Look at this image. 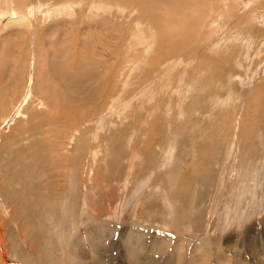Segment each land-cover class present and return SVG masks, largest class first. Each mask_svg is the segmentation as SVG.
I'll return each mask as SVG.
<instances>
[{
  "label": "rangeland",
  "instance_id": "374dc122",
  "mask_svg": "<svg viewBox=\"0 0 264 264\" xmlns=\"http://www.w3.org/2000/svg\"><path fill=\"white\" fill-rule=\"evenodd\" d=\"M39 1L20 9L29 19L20 25L14 23L13 12L0 10V264H115V261L124 264L120 263L124 256L120 254V244L122 249L123 246L119 238L134 231L149 250L143 255V251L141 254L135 248L132 264H181L182 260L185 264H264V24H257L260 32L255 33L254 43L251 41L250 45L233 37L228 39L232 41L228 45V41L214 43L221 46L210 54L220 62L219 66L216 62L218 67L214 71L230 74L211 80L212 89H207L209 76L199 73L198 59L192 67L189 60L184 63L186 68H198L192 72L196 87L206 83L199 97L201 105L206 102L205 94L212 91L215 98H209L208 105L216 107L212 113L196 110L177 114V119L184 117L178 120L180 123H191L188 135L179 137L185 141L187 135L185 143L168 139L172 135L168 131L174 127L170 126L169 116L165 117L166 124L154 125L155 130L157 126L164 129V136L158 129L153 136L148 130L144 132L142 129L153 121L151 112L140 118L138 126L127 121L121 126H103L96 146L91 138L99 131L94 123L88 122L92 117H110L108 110L101 112L108 103L107 97H102L103 107L96 114L88 108L93 105L94 109L98 102L87 103L86 99V96L98 95L101 88L98 86L102 81L99 80L102 69L99 52L111 53L106 52L108 45H113L111 50L121 48L126 52L120 57L122 70L127 52H132V48L143 50L134 40L133 16L141 18L145 13L140 4L128 0ZM210 1L201 5L200 11L220 14L215 6L220 0ZM258 2L254 3L253 7L257 8L254 13L259 12L258 4L261 6L263 0ZM4 3L8 6V0ZM94 3L104 8H95ZM61 6L69 13L52 12ZM198 6V0L182 4L163 0L150 10L154 18L162 16L161 19L168 11L175 22L180 15ZM244 13L243 10L239 15L244 16L251 30L256 26L251 23L252 13ZM142 23L147 26V22ZM161 23L165 24L162 20ZM227 26L221 29L225 35L229 29L235 33L234 21L227 22ZM144 30L150 39L154 35L157 40L160 29H154V34L147 28ZM214 36L224 37L222 33ZM211 45L208 42L205 47ZM91 52L93 58L86 55ZM227 54L230 55L226 60L218 59L219 55ZM144 56L146 63L149 56L146 53ZM73 61L75 78L70 73ZM14 63H21L22 67L15 78L9 79ZM154 70L157 72L159 68ZM124 71L127 74L120 88V99L136 104L130 105L128 114L135 120L134 109L145 107L138 104L139 97L132 99L129 80L142 78V70L136 66ZM175 77L171 86L179 82ZM182 83L185 85L183 79ZM117 86L116 82L114 88ZM149 86L160 94L157 83L149 81ZM109 89H113L112 84ZM189 91L187 96L191 98L199 93L192 88ZM171 93L177 98V87ZM143 99L145 102L146 98ZM193 100L183 96L181 105L190 108L197 104ZM223 110H229L228 117L215 116ZM244 115L250 129L246 140L239 133ZM205 119L214 123L219 119V126L215 128H225V133H215L214 138L217 136L221 143L217 144L212 163L207 165L199 153L192 151L201 144L196 137L199 127L194 122L200 121L201 128L206 129L209 122L204 123ZM130 125L132 128H128ZM133 128L138 130L131 135ZM124 131L127 133L121 134ZM133 145L138 149L136 154H133ZM92 146L98 147V158L94 157ZM173 147L177 148L173 155L175 161L171 166L164 165L166 150ZM195 167L198 174L193 177L189 170ZM187 173L192 178L185 177ZM211 173L212 179L208 176ZM175 179L199 187L183 190L173 184ZM200 179L203 180L200 182ZM143 227L171 230L176 233L179 244L184 242L183 238L188 242L193 239V247L187 248L183 257L181 254L182 260L176 255L160 259L153 255L154 251L162 245L168 251L166 240L170 236L151 235ZM148 239L150 244L146 246ZM197 242H202L203 247L195 249Z\"/></svg>",
  "mask_w": 264,
  "mask_h": 264
},
{
  "label": "bare ground",
  "instance_id": "6f19581e",
  "mask_svg": "<svg viewBox=\"0 0 264 264\" xmlns=\"http://www.w3.org/2000/svg\"><path fill=\"white\" fill-rule=\"evenodd\" d=\"M5 1L6 0H0V10L6 9L7 11L13 12L14 23L16 25H20L21 23L25 22L26 20H29L28 16L23 15L25 13H23L20 9L27 8V7L31 6L32 4L36 3V0H8V6H6L4 3ZM161 1H163V0H128V2H135V3L140 4V7L142 8L143 12L145 13V16L141 17V18L138 15L136 16V14H134V16H133V18H135V21H134L135 26L134 27L136 30V36H135L134 40L136 42V45L142 47L143 50L142 51H135V49L132 48L133 49L132 52H127V60H126L125 65H124L122 70H120V57L122 54H125L126 52H122L121 48H119V50L118 49L115 50V48L111 50L113 45L112 46L108 45V47H106V52L111 51V53H104L105 50L99 52L100 56H99L98 60H99L100 64L102 65L99 80H102V81L99 82L98 86H100L101 88H98V91H97L98 95L86 96V99H87V103H92L93 101H96V104H97V102H98V105H96V106L94 105L95 106L94 109L91 108L93 105L90 108H88V109H90L89 112L96 114L99 107L102 106V103H103L102 97H107L108 103H107L106 107L103 108V111H101V112L105 113L106 110H108L107 114H110V117H109V119H107L103 116L99 117V119L92 117L91 120L88 122L90 124L94 123V125L97 126V129L99 131L96 133V135H94V137L91 138L92 143L94 144V142H95L94 145H96V146H97V144H99V141H98V139L100 138L99 135L104 130L103 126H105V125H107V126H110V125L121 126L126 121L131 125L133 123H135V125L138 126V124L140 122V118H142V116H144L145 114H150L151 112H153L152 113V120L153 121L151 123H149L148 126H145L142 129L144 132H146V130H148L147 132H149V135L153 136V134L155 132H157V129H158L160 132H162V134L164 136V134H165L164 129L162 127L157 126V128L155 130L154 125L166 124L167 121L165 120V117L169 116L170 120H171L170 126H174V127L171 131H168V134L170 132H172V135L171 136L169 135L168 139L173 140L175 142L185 143L187 140V135L191 130V127H190L191 123L189 121L180 123V121H178V120L183 119L184 117L182 116L183 118L181 117L180 119H177L178 118L177 114L182 115V114H185L188 112H190V113L195 112L196 110L197 111L205 110L207 113H209V112L212 113V111L215 112L214 110H216V107L214 105H211V104L208 105V99L209 98H215V95L213 94V92L209 91L207 95L205 94V99L204 98H202V99H204L206 102L202 105L200 103L201 100L199 101L200 93H202L203 90L205 89L206 83H207V89L208 88L212 89V87L210 86V84L212 83L211 80L215 81V79H222V78H225L226 76H228L230 74L229 71H223V70L214 71L220 65V62L218 60L214 59L213 57H211L210 54H213V50L217 51L218 47H221V46H218V44H214V43L220 41V43L223 42L226 44V41H228L227 42V45H228L229 43L232 42V41H229L228 39L232 40V37H233V39L239 40L240 42H249V45H250L251 41L254 43L255 33L260 32V29L258 26L259 23L264 24V15L263 14L260 15L262 12L264 13V0L261 4L263 9L258 4L259 12H256V13H254V12L257 10V8L253 7V6H255L254 3L258 2V0H220L218 3L215 4V6L218 7L220 14L219 13H210L209 11L201 12L200 11L201 5H205L206 1H208V0H198L199 6L197 9H193L192 11H188L186 14H183V16L180 15L178 20L175 22H173L175 19H173L169 16L168 11L164 12L163 19H161L162 16H160V17L156 16L155 18L152 16V11L150 10L151 7H154L155 5L158 4V2H161ZM168 1H171L174 4H182V3H190L191 1H194V0H168ZM38 2H40V1L37 0V3ZM210 2H212V0ZM250 3H252L253 5L251 6ZM93 6H95V8H97L96 6H101V5L94 3ZM211 7H213V6H211ZM103 8L104 7L101 6V9H103ZM260 9H261V11L262 10L263 11L261 12ZM96 10L98 11L99 9H96ZM125 10L126 9H121V11H125ZM243 10L245 11L244 15L248 14L249 12L250 13L248 15H250L252 13L251 23L252 24L256 23L255 24L256 26L254 28H252L251 30H248L249 27H248V24L245 22L246 19H244V16L239 15V12H241ZM247 10H248V12H246ZM52 12L56 13L57 15H59L60 13H63V14L69 13V11L64 7H62L61 9H57L56 12H55V10H53ZM231 16H233V18H231ZM239 17H240V19H239ZM161 20H162V22L164 21V23H165L164 25H162ZM230 20L234 21V23L236 24V27H235L236 30L234 33L233 29H229L225 35L224 30H221V29L223 27L227 26V22L229 23ZM237 20L240 22H237ZM142 21L147 22V26H144ZM167 24L170 26L168 27ZM215 26H217V27H215ZM145 28L149 29V31L152 34H154V32H153L154 29H160V31L158 30L159 34L156 38L157 40H155L154 35H152V37L150 39L149 36L145 33V30H144ZM161 28H162V30H161ZM217 33H222L224 35V37L214 36ZM175 39H178V40L174 41ZM263 40H261V41H263ZM208 42H211L213 45L206 48L205 45ZM233 43H237V42H233ZM117 46L119 47V45H117ZM245 46H246V44H245ZM145 53L149 56V60L146 63L144 62V60L147 59V57L144 56ZM80 54H81V52H80ZM91 54H92V52H91ZM91 54L89 53L86 55H89L90 57L92 56V58H93V54L92 55ZM229 55L230 54H227L225 56L219 55L218 59L226 60L229 57ZM84 58H87V57H84ZM142 58H143V61H142ZM239 58L236 62L237 65L240 63ZM196 59H198V62H199L198 67L201 66L199 69L197 67L193 68V69H189L188 67L186 68V66H184V63L186 62V60H189L190 61L189 66L192 67L193 61H195ZM85 60H84V62H85ZM216 62H219L218 66L216 65ZM78 63H80V62H78ZM92 63H94V62H92ZM20 64L21 63H14V66L13 65H12L13 67L11 66L13 68L12 72L10 74L7 73L9 79L15 78L17 76V74L20 71L19 67L20 68L22 67ZM117 64H119L118 67H117ZM75 65H76L75 61H73L72 65L70 67V73L72 72V74L74 75L73 78H75V71H76ZM182 65H183L184 69H182L183 68ZM92 66H93V64L91 65L90 68H92ZM136 66H139V68L142 70L141 74L143 75V77L142 78L133 77L131 79V81L129 80V82H131V85H132V89H131V93L133 94L132 99L135 97H139L140 99H139L138 104L144 105L145 109L140 108V110H138L136 107L133 111L135 120H132V118L128 115L130 113L129 109H130V105L135 106L136 104H132L131 103L132 100L131 101L130 100L122 101V99H120V95H121L120 88H122V85H124V79L126 78L125 75L127 74L126 71H124V70H126L127 68L135 69ZM156 68H159V71L156 72L154 70ZM77 69L80 70L79 67ZM197 69L200 71V72L198 71L199 73L204 72L207 74V77L209 76L208 82H206L204 85L200 86L201 88H198L195 86L196 85L195 80H194L195 76H192L193 75L192 72L195 73V71ZM121 71H124V73H122ZM155 73H156V76H155ZM77 74H79V73H77ZM88 74L89 73H87L86 76H88ZM77 76H79V75H77ZM82 76H83V74H82ZM175 76H177L179 82H177L173 86H171V80H176ZM182 79L185 82V85H182L183 84ZM92 80L95 81V77H93ZM96 81H97V79H96ZM149 81L155 82L160 86V90H159L160 94H158L157 92L155 93V90L153 89L155 87L151 86V88H150ZM116 82L118 84L117 89L114 88V85ZM76 83H75V85H77ZM111 84L113 86L112 90L109 89ZM77 86H79V84ZM176 87H177V92L179 93V95L177 93L178 96L175 95L177 98H173L172 94H174V93L170 94V92L172 89H174ZM191 88L196 89V91H199L198 95L195 97L193 96L192 98L187 96L190 93L189 90ZM262 88L264 90V85ZM146 91H148V92H146ZM168 91H170V92H168ZM187 92H189V93H187ZM175 94H176V92H175ZM158 95H160V96H158ZM183 96L185 99L186 98H190L192 100L194 99L193 102L195 101V102H197V104H194V106H189L190 108H187V109L184 108L183 105H181V101L183 99ZM144 97L146 98L145 102L143 99ZM229 97L230 96L228 94L227 98H229ZM155 99H156V101H155ZM109 101H110V103H109ZM247 104L250 105L249 102H247ZM197 105L199 107H197ZM102 107L100 109H102ZM218 111H220V109H218ZM228 111H224L222 113L216 112L215 116L218 115L219 118H221L222 115H224V117H228L229 116ZM201 112H202V114L204 113L203 111H201ZM84 114H86V113L84 112ZM210 115H213V114H210ZM237 115H239V114H237ZM231 117H232V115H231ZM242 117H243L242 118V125L240 124L241 126H240V130H239L240 132L239 133L241 134L242 139L246 140L249 137L250 129L248 127L249 125L247 126V124H248L247 123V116L244 115ZM86 118H88L87 115H86ZM86 118H84V119H86ZM201 118H203V117L201 116ZM95 120H97V122H93ZM205 120L206 121H204V123L209 122L207 119H205ZM218 120L219 119H216L215 123L212 122L213 120L210 121L208 123V126L206 127V129L201 128V126L199 125L200 121L195 120V122H194L195 126L199 127L198 134H196V137H197V139H200L201 144H199L198 147L193 148L192 151H194V152L196 151L197 153H199L198 155L201 156L205 165L209 164V162H211V159L214 158L215 155L217 154V150H218L217 144H218V142H220V139L217 140V136H216V138H214L215 133L216 134H219L221 132L225 133V131H224L225 128H224V130H220V128L219 129L215 128V125H218ZM240 123H241V121H240ZM131 125L128 128H132ZM229 125L231 126V124H229ZM252 125H254V124H252ZM137 130L138 129L133 128V132L131 135L135 134L137 132ZM216 130L218 132H216ZM81 133H82V130H81L80 134ZM126 133H127L126 131H124V133L121 132V134H126ZM185 133L187 134L185 137V141L183 139L179 140V137L182 135L184 136ZM94 134H95V132H94ZM155 135H156V133H155ZM119 136H121V135L118 134V137ZM151 136H150V138H151ZM235 136H236V134H235ZM133 147H134L133 149L135 150L133 152V154H136L138 149L134 145H133ZM180 147H182V146H180ZM92 148H93L92 153L94 154V157L98 158L99 157L98 156L99 152L97 150L98 147L95 148L92 146ZM175 149H177V148L173 147L170 150H166L167 152L165 151L166 153H165L164 165H168V166L170 165L171 166V163L175 161V159L173 160V155L175 153L174 152ZM174 157H176V156H174ZM244 157H241V159H243ZM214 166H216V165H214ZM189 171L193 172V177L195 176V174H198L197 173V171H198L197 167H195ZM170 173H171V171H170ZM216 173H218V171H216ZM181 176H179V177H181ZM184 176L188 177V178H192L190 173H187ZM208 176L210 177V179H212L213 173L209 174ZM201 180H203V179H200V182H201ZM208 183L210 184L209 181H208ZM173 184L176 187L183 189V190H191L193 187H199V185L197 183H196L197 186L195 185V186L191 187L189 181L180 183V182H177L176 179L174 180ZM170 187L171 186L169 185L168 189ZM168 189H167V192H170L169 191L170 189L169 190ZM200 192H202V191H200ZM210 192H211V190H210ZM168 197H170V196L168 195ZM170 198L172 201H174V198H172V197H170ZM171 200H167V202L169 203ZM184 203H185V201H184ZM160 241H161V239H160ZM155 243H156V240H155ZM170 244H171V240H167L166 245L169 247ZM198 244H199V242H198ZM198 247H203L202 242H200ZM165 249H166V247H165ZM179 251H180V255L184 253L183 249H181V248ZM73 264H75V263H73Z\"/></svg>",
  "mask_w": 264,
  "mask_h": 264
},
{
  "label": "crops",
  "instance_id": "0c3cea01",
  "mask_svg": "<svg viewBox=\"0 0 264 264\" xmlns=\"http://www.w3.org/2000/svg\"><path fill=\"white\" fill-rule=\"evenodd\" d=\"M151 213H153V211H151ZM122 226H120L118 229L121 230ZM144 229L145 231H149L151 233V235H160V237H165L167 235L170 236L171 239V244L169 246V249L168 251H163L162 247H158L155 251H154V254L155 256H157L158 258L160 259H163L164 256H169V255H172L173 257H178L179 259L181 258L180 256V248L181 249H184V253L182 254V257L185 255L186 253V250L187 248L191 249L193 246L191 245L193 243V239H192V242H188L186 238H183L184 242L182 243H178V240L177 239V236H176V233L175 232H172L171 230H166V229H163V228H159V227H155V228H152V229H147L146 227L142 228ZM116 234H119V231L116 232ZM119 240L121 241L122 243V246H123V249L121 247V244H120V254H121V257L124 256L123 259H121V262L120 263H124V264H132L133 263V260L131 259V256L133 254V250L135 248H137L141 254H142V251H143V255L147 254L145 251L149 250L147 247H145L144 244V241L141 243L140 242V239L137 238V233L136 231L134 232H126L124 235H121ZM149 240V239H148ZM147 240V245L150 244V240L148 241ZM167 241V240H166ZM198 243V242H197ZM118 244V243H115V245ZM200 244V242H199ZM195 247V249L198 248V245ZM144 246V247H143ZM116 258V256H115ZM114 260V258H113ZM182 260V258H181ZM186 261V260H185ZM115 264H119L118 261H115ZM181 264H185L184 260L181 261Z\"/></svg>",
  "mask_w": 264,
  "mask_h": 264
}]
</instances>
